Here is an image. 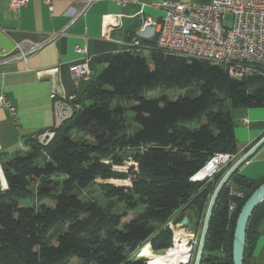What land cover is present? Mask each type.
<instances>
[{
    "label": "trees",
    "instance_id": "obj_1",
    "mask_svg": "<svg viewBox=\"0 0 264 264\" xmlns=\"http://www.w3.org/2000/svg\"><path fill=\"white\" fill-rule=\"evenodd\" d=\"M97 63L105 68L76 96L73 118L48 145L32 137L25 153L0 152L8 186L4 192L0 185V264H147L137 259L147 243L155 254L173 249L168 224L188 217L190 225L189 212L205 213L235 163L211 180L192 178L217 154L244 155L231 109L264 107V77L233 79L210 62L126 51ZM128 160L129 173L118 170ZM127 180L129 187L108 183ZM263 183L233 174L214 207L201 264H233L238 215ZM93 186L109 203L143 211L122 227L123 217L83 200ZM231 188L244 197H231ZM26 201L39 207L21 206ZM263 218L264 203L247 229L244 264Z\"/></svg>",
    "mask_w": 264,
    "mask_h": 264
},
{
    "label": "crops",
    "instance_id": "obj_2",
    "mask_svg": "<svg viewBox=\"0 0 264 264\" xmlns=\"http://www.w3.org/2000/svg\"><path fill=\"white\" fill-rule=\"evenodd\" d=\"M10 1L0 0V55L14 53L17 44H38L52 37L55 39L27 61L0 67V98L4 97L16 110L13 114L0 104V152L8 155L22 150V146L26 149L25 143L30 138L53 128L51 95L54 90L64 97L78 96L85 90L89 80L73 81L70 66L90 57L92 76H97L101 73L98 67L105 68V65L97 63L101 57L126 52L134 40L140 41L144 50L154 45L153 31L150 29L141 33V27L146 17L156 21L163 18L161 5L165 1L211 2L94 0L85 9L87 0H56L50 9L43 1L32 0L16 12L11 9ZM107 16L115 21L105 23ZM78 49H85L86 53ZM54 68H59L57 80L39 75ZM232 116L236 123L239 156H242L264 137V107L235 109ZM245 119L249 121L248 126L242 124ZM239 172L251 180L264 179V145ZM185 219L188 220V217ZM189 229L188 224V232ZM258 232L260 236L248 264H264V218Z\"/></svg>",
    "mask_w": 264,
    "mask_h": 264
},
{
    "label": "built area",
    "instance_id": "obj_3",
    "mask_svg": "<svg viewBox=\"0 0 264 264\" xmlns=\"http://www.w3.org/2000/svg\"><path fill=\"white\" fill-rule=\"evenodd\" d=\"M31 1L11 0L10 7L18 12ZM41 1L52 9L56 0ZM93 1L87 0L85 9ZM161 8L164 16L160 21L146 17L141 27V33L150 29L153 31L154 45L144 50L140 41L134 40L127 52L210 62L221 66L233 79L264 77V0H211L208 4L165 1ZM228 18H231V21H228ZM104 20L105 23L115 21L110 16L105 17ZM54 39L55 37H52L38 44H17L14 53L0 55V67L27 61ZM78 51L86 53L85 49H78ZM90 62L91 58L88 57L70 66L69 73L73 81L91 79ZM43 74L54 80L58 77L59 68L39 73L40 76ZM51 99L54 113L53 128L34 137L41 145H48L55 137V131L66 121L71 120L79 107L76 96L64 97L56 90L53 91ZM0 104L11 113L16 112L4 97L0 98ZM242 124L248 126L249 121L245 119ZM238 160L239 157L236 155L217 154L200 171L205 172L204 177L201 180H195L199 172L192 181L210 180L223 168ZM230 196L242 199L244 194L231 188ZM236 208L237 205L233 203L230 211L234 212ZM168 226L174 233V241L179 228L172 222ZM188 236L193 238V235L188 234Z\"/></svg>",
    "mask_w": 264,
    "mask_h": 264
},
{
    "label": "water",
    "instance_id": "obj_4",
    "mask_svg": "<svg viewBox=\"0 0 264 264\" xmlns=\"http://www.w3.org/2000/svg\"><path fill=\"white\" fill-rule=\"evenodd\" d=\"M264 145V137L260 139L253 147H251L223 176L220 183L218 184L211 201L208 206V210L206 213L203 230L200 238L199 248L196 254V259L194 264H201L204 248L209 232L210 222L213 215L214 207L216 202L225 188L227 183L229 182L230 178L235 174L237 171L241 169V167L246 164L249 160L253 158V156L257 153V151ZM2 171V168H1ZM3 173V171H2ZM1 176V175H0ZM1 181V177H0ZM2 182V181H1ZM2 184V183H1ZM2 191H7L8 186L3 187L1 185ZM264 203V183L261 184L249 197V199L244 204L242 210L240 211L235 229L233 234V253H232V260L233 264H244V255H245V248L247 243V229L250 223V220L255 212V210ZM189 221L184 219L181 223L177 224V227L185 228L188 227Z\"/></svg>",
    "mask_w": 264,
    "mask_h": 264
},
{
    "label": "rangeland",
    "instance_id": "obj_5",
    "mask_svg": "<svg viewBox=\"0 0 264 264\" xmlns=\"http://www.w3.org/2000/svg\"><path fill=\"white\" fill-rule=\"evenodd\" d=\"M141 55L144 56V57H147V59H150V55L149 54L143 53ZM98 68H99L98 71L102 72L103 69L102 68L100 69V67H98ZM151 69H153L152 65H151ZM179 96H180V94L177 95V96H174V97H169V99L170 100H175ZM147 98L148 99H154L156 97H154V95H153V97H147ZM234 110L235 109H231V114L233 113ZM22 151L24 153L26 151V149L23 146H22ZM132 165H134V164L131 162V160H128V161L125 162V165L123 167H120L118 170L123 171L125 173H129L130 167H132ZM97 183L99 185H102L105 182H103L101 180H98ZM108 183H112V184H114L116 186H126V187H129L131 185L130 180H127V181H115V182H108ZM0 185H1V182H0ZM82 198H83L84 201H90V202H93V203L97 204L104 212L112 213V214H114L116 216L123 217L121 219L122 227L124 225L128 224L134 218H136L137 215L140 214L143 211V209H138L137 211H134V212H128V211H126L124 206L121 205V204H117L116 205L114 202L109 203V201H107L106 198L104 197L101 188H99L97 186H93V187L89 188L88 190L84 191L83 194H82ZM47 205L50 206L51 204L47 203ZM110 205H111V207H113L112 209L110 208ZM21 206L31 207V206H37V205L34 202H32V201H26ZM37 207H39V206H37ZM207 208H208V206H207ZM207 210H205V213L201 214L200 217L196 213L193 214V213L189 212V217H190V222H191V224L189 225V227H190L189 230L190 231L188 232V230H187L188 227L179 229V230H183L184 232H186L187 235L188 234L189 235H193V238H190V237L188 238V243H189V246L191 248V254H190V258L188 260V263H185V264H194V262H195L196 254H197V251H198V248H199L200 238H201V234H202L203 225H204V221H205L206 211ZM125 212H127V213L125 214ZM180 213L182 214V212H179L178 215L176 216V218H180L182 216ZM172 223L175 224L174 222H172ZM179 230H177V231H179ZM101 233L103 234L104 232H101ZM173 245H174V241H173ZM172 247L174 248V246H172ZM142 252H146V253H148V255L145 256V257H141ZM155 255H157V254H155L153 252V250L150 247L149 243H147L146 245L141 247V249L139 250L138 255H137V259H143L147 264H150V263H154L153 260H152V257L155 256ZM69 264H81V263L77 259H71Z\"/></svg>",
    "mask_w": 264,
    "mask_h": 264
},
{
    "label": "bare ground",
    "instance_id": "obj_6",
    "mask_svg": "<svg viewBox=\"0 0 264 264\" xmlns=\"http://www.w3.org/2000/svg\"><path fill=\"white\" fill-rule=\"evenodd\" d=\"M0 175L3 187H6V180L1 171ZM205 175V172H200L195 180H201ZM189 236L183 230H179L175 234L174 248L166 250L163 253L157 254L152 257L153 262L156 264H185L188 263L191 254V248L188 243ZM148 253L142 252L141 257L147 256Z\"/></svg>",
    "mask_w": 264,
    "mask_h": 264
}]
</instances>
